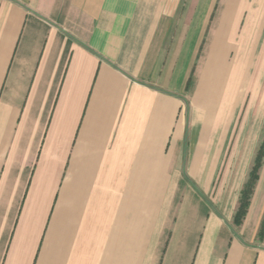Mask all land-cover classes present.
Listing matches in <instances>:
<instances>
[{
  "label": "crops",
  "instance_id": "crops-1",
  "mask_svg": "<svg viewBox=\"0 0 264 264\" xmlns=\"http://www.w3.org/2000/svg\"><path fill=\"white\" fill-rule=\"evenodd\" d=\"M250 68L264 0H0V264H264L262 142L212 199Z\"/></svg>",
  "mask_w": 264,
  "mask_h": 264
},
{
  "label": "rangeland",
  "instance_id": "rangeland-1",
  "mask_svg": "<svg viewBox=\"0 0 264 264\" xmlns=\"http://www.w3.org/2000/svg\"><path fill=\"white\" fill-rule=\"evenodd\" d=\"M243 73L247 81L254 79L255 83L253 86L238 85L240 88L236 98L238 96L239 98L231 106L227 124L215 134L217 142L221 141L223 134L227 136L224 138L226 139V145L223 150L225 163L218 171V178L214 183L212 196V199L217 202L218 211H222V213L231 210V204L236 201L239 187L245 182L257 148L263 140L264 68L244 69ZM225 79H228L227 75ZM224 86L226 85L221 86L216 100L217 104L221 99ZM234 86L238 87L237 85ZM188 105L190 106L189 111L196 110L197 114L202 113V109L196 108L190 101ZM255 194L253 207L256 210L264 205V166L261 170ZM184 201L183 204L186 205L187 198H184Z\"/></svg>",
  "mask_w": 264,
  "mask_h": 264
},
{
  "label": "trees",
  "instance_id": "trees-1",
  "mask_svg": "<svg viewBox=\"0 0 264 264\" xmlns=\"http://www.w3.org/2000/svg\"><path fill=\"white\" fill-rule=\"evenodd\" d=\"M263 158H264V134H263L262 143L255 157V163L249 173L248 180L241 191L239 206L234 216V224L237 226H239L242 223L244 217L246 216L247 209L250 205L251 195L253 193L254 186L258 180L259 171L262 167ZM263 230H264V222L262 224L261 233L263 232Z\"/></svg>",
  "mask_w": 264,
  "mask_h": 264
},
{
  "label": "bare ground",
  "instance_id": "bare-ground-1",
  "mask_svg": "<svg viewBox=\"0 0 264 264\" xmlns=\"http://www.w3.org/2000/svg\"><path fill=\"white\" fill-rule=\"evenodd\" d=\"M245 80H246V79H245ZM208 105H209V103H208ZM203 126H204V125H203ZM205 128H206V125H205L204 129H205ZM201 129H202V128H201ZM204 129H203V131H204ZM201 131H202V130H201ZM203 131H202V132H203Z\"/></svg>",
  "mask_w": 264,
  "mask_h": 264
}]
</instances>
